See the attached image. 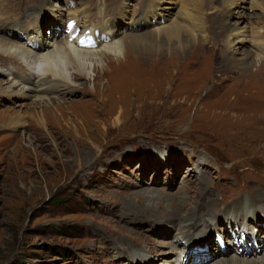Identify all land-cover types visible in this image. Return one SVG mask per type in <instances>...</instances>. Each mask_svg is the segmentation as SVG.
<instances>
[{
    "label": "rangeland",
    "instance_id": "rangeland-1",
    "mask_svg": "<svg viewBox=\"0 0 264 264\" xmlns=\"http://www.w3.org/2000/svg\"><path fill=\"white\" fill-rule=\"evenodd\" d=\"M42 1L45 6L39 3L34 15L37 0H0V20H7L0 26L8 33L2 26L0 36L30 47L21 42L28 20L27 29H38L39 45L62 46L66 24L55 27L56 36L46 24L59 22L64 13L74 20L72 27L80 25L86 7L96 28L114 25L126 57L110 64L115 71L102 79L94 69L105 68L107 58L90 59L84 77L68 75L53 94L48 89L37 96L43 81L20 97L0 91V264H189L187 253H205L208 246L204 257L210 261L202 264H264V246L247 256L240 253L244 246H234L264 241V221L257 218L264 206L260 0L253 7L250 0L234 7L207 0L204 11L198 0H162L158 6H166L168 14L158 25H144L141 17L150 9L144 0ZM120 7L125 16L118 21ZM202 13L198 43L184 56L148 55L125 40L161 26L184 27L179 32L186 35ZM258 28L257 38L240 42L232 36L233 43L226 42L234 29L256 35ZM5 57L0 55V83L9 82ZM242 64L250 71L236 68ZM12 67L25 73L20 64ZM72 71L67 67L66 73ZM13 82L21 87V78ZM41 97L53 98L51 105H38L35 99ZM58 112L63 117H56ZM115 116L119 125L113 124ZM18 118L20 124L8 126ZM81 122L87 130H81ZM243 203H251L246 221L244 213L231 214ZM171 212L180 217L168 220ZM181 222L193 224L185 236ZM137 256L147 263L135 262Z\"/></svg>",
    "mask_w": 264,
    "mask_h": 264
},
{
    "label": "bare ground",
    "instance_id": "bare-ground-1",
    "mask_svg": "<svg viewBox=\"0 0 264 264\" xmlns=\"http://www.w3.org/2000/svg\"><path fill=\"white\" fill-rule=\"evenodd\" d=\"M160 1H162V0H144L143 1V3H146L145 6H149V8H150L141 17V18H143L145 20V24L144 25H146V24L155 25V22H156V25H158V22H159L158 20L166 21L165 15L168 14V13H165L167 11L164 10L166 8V6L162 7V8H161V6H158ZM198 1H201V2H199V4L201 5V7H202V9L204 11V9H206L205 5L207 3V0H198ZM238 1L239 0H222L221 2H222V4L224 6H229V7L233 6L234 7V5ZM242 1H244V0H242ZM257 2H258V0H253V1L250 0V4H251L252 7L256 6ZM39 3H41L42 6H45L44 1L37 0V4L38 5H36V9H33L31 11L32 14L38 15V13H39V11H38ZM188 4H190V3H188ZM128 6L129 5H127V7ZM193 6H196V4H192V7ZM258 7L261 10L264 11V0H260V3L258 4ZM119 9H120V13L117 15V18H118L117 20L118 21L120 20V18L122 19L125 16V11H123V8L120 7ZM16 10H18V9H16ZM80 13L82 14V20L80 21V25L78 23V25L75 26V27H72V24H73L74 20H71V17L69 18V16L67 14L64 15V13L62 14V16L64 15L63 17L60 16L59 22H56L55 19L51 20V22H49L50 19L47 21L49 23L46 24V26L48 25V28L50 27V29H53V30H50V31H51V33L54 32L55 36L59 35V32H57V29H55V27L56 26L58 27L59 26L58 24H60V26H61V23H63V22L66 24L65 31L67 33L66 34L67 36L63 35V38L66 36V39L64 40L62 46H57L56 44H53L54 47L52 46L53 47L52 49H47L44 46H41V45H39L36 42L37 38L35 37V34L37 35L38 29L35 26L32 29H27L28 20L25 21L24 28H25V33H26V41L29 42L30 47H24L23 48L22 46H18L16 44H14L12 41L8 40L7 38H4V37L0 36V55L1 56H6L5 58L10 60V63L7 65L9 67H8V69H6L7 70V74L6 75L8 76L7 80H9V82L0 83V91L4 92L7 95H16V96L20 97V96H23L24 92L30 86L37 84L39 81H43L42 84H40V83L38 84L39 90L36 91V92H38L37 96H40L41 94H43L48 89H52L51 93L53 94L55 91H58V89L60 87L58 85V83H60V82L63 83L65 81H68L69 80L68 79L69 76H70V78L73 75L84 77L86 75V71H87L85 69V66H87L88 61L90 59H97V58L98 59L99 58H104L105 59V58H107V64H106L105 68L94 69V71L95 70L99 71L98 72V76L99 77L97 79H102L103 76H106L107 74H110V73L114 72L115 70L112 69V68H109L108 66L110 64H113V63L114 64L115 63H119L121 60H123L126 57V55H125L126 54V50H125V46L123 45L124 42L120 41V40H117L116 34L117 33L119 34V32H117L116 30H114L112 28L114 25L110 28V26H109L110 24L109 25H103V26H100L98 28L93 26V24H91L90 21L88 20V17H90V14L87 13L86 7L84 9H82V11ZM215 13H217V12H215ZM215 13H213L212 15H214ZM71 14L72 13H69V15H71ZM186 15H187V13H186ZM71 16L73 17V15H71ZM205 16H206V14H204V16H203V13H202V18L200 20V23L197 26H194L195 30L194 31L189 30V32H186V35H183V34H181V32H179L180 29H185L184 27H175V28L173 27V28H170V27H166V26L165 27L161 26V28H157L156 30H153V33L151 35H147L145 37H139V36L130 37V36H127V37H125V40L129 39L134 44L140 46L137 50L144 51V53L148 54V55L149 54H154L155 51H156V53H159V56L161 58H167L166 56H168V55L169 56H171V55L173 56V54H176V55H179V56L180 55L184 56V54L187 52V50H189V47L191 46V44L195 45V44L198 43L197 35L199 34V32L201 30V27H203V25L205 23V19H204ZM217 16H220L218 20L222 19V15H220L219 13H218ZM224 16H226V14ZM24 20H25V18H24ZM3 21H7V20H3V19L0 20V22H3ZM134 24L135 23H133V25ZM225 24H227V23H225ZM2 26L5 27L4 33L6 35H8V33L5 31L7 26L6 25H2ZM2 26H0V30H3ZM259 29L260 28L254 29V30H257L256 31V35L253 34L254 31L252 33H250V32L246 33V31L242 32L240 29H236V30L234 29V31L232 30L233 32L230 33L231 35L228 34L229 37L227 38L226 42H228V43L230 42L229 44H232L233 43L232 39H231L232 36H234L235 38H238V36H239L241 38L239 40L240 42L246 41L247 37L257 38L256 36L259 35ZM7 30H9V29H7ZM43 32H44V30L41 29L40 34L43 35ZM0 35H2L1 31H0ZM13 35L18 40V36L15 33H13ZM133 35H136V34H133ZM162 35H164V39H161ZM30 36L33 37V41L32 42L28 40V37H30ZM183 36H187L188 38L183 37ZM24 40L25 39H22L21 42H24ZM81 41L85 42V46L81 45V43H80ZM54 43H56V42H54ZM26 44H27V42H26ZM146 61H147V58H145V60H144V63H143L144 65H145ZM228 61L229 62L233 61V58H231ZM14 64L22 65L24 67V69H25V73L24 74H17L16 73V74L12 75L13 76L12 77L9 74L8 70ZM120 64H122V63H120ZM67 67H68V69H69V67H71L72 70H73L72 71L73 73L72 72H71V74L70 73H66ZM236 68H241L244 72L250 71V66L248 64H242V65H240V66H238ZM9 71L12 72L11 69ZM121 75H123V74H121ZM15 77L16 78H21V87H19V88H16L17 85H15V83L13 82V79H15ZM48 78H50V81L48 80ZM124 80L127 81L126 79H124ZM28 83H30L31 85H27ZM115 83H117V82H115ZM127 83L128 82H126V84ZM117 85H121V84L118 82ZM61 87H63V86H61ZM14 88H16V89H14ZM13 89H14V91H12ZM34 97L36 98V96H34ZM53 97H57V95L53 96ZM52 100H53V98H50V97L49 98H45V97L42 98L41 97V98L35 99V102H37L38 105L42 104V106L45 107V106L51 105V103H52L51 101ZM38 109H39V107H38ZM63 113L58 112L55 115H56V117H58V116H60V117L62 116L63 117ZM40 114H42V112H36L37 116H40ZM65 114H67V113H65ZM22 118H18L15 122L11 123L8 126H10V127L13 126L14 127L17 124H20L19 120H21ZM85 118H86V120L90 119V118H87V117H85ZM40 120H41L40 121L41 125H43V120L42 119H40ZM93 122L91 124H94ZM97 124H99V122H97ZM113 124L114 125H116V124L119 125L120 124V119H119L118 116H115V118L113 119ZM79 126H80L82 131L85 130V129L87 130V128H85V126L83 127V123L82 122L80 123ZM56 133H58V132H56ZM253 197H255V196L253 195ZM188 198H190V197H188ZM188 198L186 197V201H188ZM258 200H260V199H258ZM183 204H182V206H183ZM250 204L251 203H248V205H247L246 203H243L244 208L242 210L246 209L244 212H242V210H237V206L236 207H232L231 208V210H232L231 214H234V217H240V215L244 213L245 218H243V220L246 221L247 219H249V217H252V215H250V213H252V212H250V209H249V205ZM241 206H242V203L238 207H241ZM261 208H262V210L259 211L261 213L260 214L261 216L257 217L256 214H259V212H257L255 214V216L257 218H259V219H263L262 221H264V206L261 207ZM175 212H177V211L175 210ZM227 212L229 213L228 210H227ZM176 217H180V214L171 212L170 213V217L168 218V220H171V219L176 218ZM185 217H186V215H185ZM210 221L214 222L215 220L210 218ZM217 221H219V220H217ZM192 222H193V220H192ZM241 223H242V221H241ZM208 224L209 223H206L204 225V227L207 228ZM170 226L171 225H169V227ZM194 226H196V225L194 224ZM178 227L181 228V232L183 231L184 232V236H185V233L188 231L187 229L190 228V227L193 228V224L190 223L189 225H187V223L185 224L184 222H181ZM222 231H224V230H222ZM183 238L184 237H182L181 240ZM176 242L179 244V246L183 245V244H180L178 240ZM225 245H227V244H225ZM238 245H239V242L236 245H234L235 248H242L244 246L245 248H242V251L240 253L242 255L247 256V255H253V254L257 253L264 246V241H260V242L256 241V244H255L256 246L254 244H251V243L247 244V241H246V243H244L242 245H239V246ZM182 247H183V250H184L185 246L183 245ZM247 247H249V250H250L248 252H246V248ZM208 248L209 249H207V251L205 253H200V254L198 253L197 255H195L192 252H191V254L187 253L188 259L191 260L189 264H202V261H208L209 262L210 260H208L207 257H204L206 254H207V256H209L208 254L210 252L211 246L210 247L208 246ZM225 250L226 249H223V253L224 254H225ZM221 253L222 252H219V253L217 252L216 254L222 255ZM197 256H199L200 259H199L198 262H194V259ZM141 258L142 257H138L137 256L136 258H134V261L135 262H138V261L146 262L145 259H141ZM128 259H130V261L134 262L132 257L128 258ZM147 261H148V259H147Z\"/></svg>",
    "mask_w": 264,
    "mask_h": 264
},
{
    "label": "snow or ice",
    "instance_id": "snow-or-ice-1",
    "mask_svg": "<svg viewBox=\"0 0 264 264\" xmlns=\"http://www.w3.org/2000/svg\"><path fill=\"white\" fill-rule=\"evenodd\" d=\"M82 46H85V42L84 41H81L80 42Z\"/></svg>",
    "mask_w": 264,
    "mask_h": 264
}]
</instances>
